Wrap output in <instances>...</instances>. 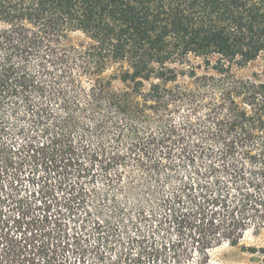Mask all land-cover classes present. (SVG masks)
Wrapping results in <instances>:
<instances>
[{
	"label": "trees",
	"instance_id": "16d2710c",
	"mask_svg": "<svg viewBox=\"0 0 264 264\" xmlns=\"http://www.w3.org/2000/svg\"><path fill=\"white\" fill-rule=\"evenodd\" d=\"M260 57L264 0H0V192L35 187L3 264H209L261 233L264 80L233 73Z\"/></svg>",
	"mask_w": 264,
	"mask_h": 264
},
{
	"label": "rangeland",
	"instance_id": "374dc122",
	"mask_svg": "<svg viewBox=\"0 0 264 264\" xmlns=\"http://www.w3.org/2000/svg\"><path fill=\"white\" fill-rule=\"evenodd\" d=\"M82 39V35H75L76 42ZM195 63H201V60L195 61ZM203 69L204 67L198 72L202 73ZM233 73L240 78L264 80V59L260 57L241 69L234 67ZM181 81L184 82L185 80L181 79ZM187 118L194 122L197 120L196 115H191L185 109L178 112L175 116L176 122H183ZM22 172L21 178L15 184H13L10 178L5 179L7 188H5L4 192H0V264H3L2 255L5 251L4 247H8L13 241H19L25 230L23 227H30L28 223L30 217L29 211H23L20 207L31 204L34 201L32 193L35 187L33 186L32 178L29 176L31 172L30 167L26 166L22 169ZM170 184L173 185V183ZM166 192H168V189H166ZM20 217H22V220H19ZM90 244L93 245L92 239L90 240ZM186 245L192 248L189 243ZM242 247L250 249L264 248V230L258 234L253 231L247 232L241 245L238 247L224 244L213 249L210 252L209 264H260L264 260V254H253ZM73 250L58 251L55 257L56 261H51L50 263L42 262L41 264H114V258L119 252L115 250L103 259L104 255H101L90 245L84 252Z\"/></svg>",
	"mask_w": 264,
	"mask_h": 264
}]
</instances>
